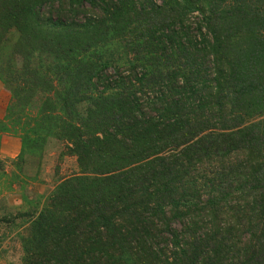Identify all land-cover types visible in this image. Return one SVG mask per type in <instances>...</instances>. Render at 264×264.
I'll return each instance as SVG.
<instances>
[{"label": "trees", "instance_id": "16d2710c", "mask_svg": "<svg viewBox=\"0 0 264 264\" xmlns=\"http://www.w3.org/2000/svg\"><path fill=\"white\" fill-rule=\"evenodd\" d=\"M9 32L5 120L44 90L79 168L21 264H264V0H0Z\"/></svg>", "mask_w": 264, "mask_h": 264}, {"label": "rangeland", "instance_id": "374dc122", "mask_svg": "<svg viewBox=\"0 0 264 264\" xmlns=\"http://www.w3.org/2000/svg\"><path fill=\"white\" fill-rule=\"evenodd\" d=\"M16 41L17 34L9 32L0 44V80L10 76L8 65L19 66L20 60L13 53ZM49 57L38 54L33 57V63L41 74L47 72L45 66L53 64ZM10 96L9 105L13 101L12 93ZM49 96L44 90L36 91L25 110L20 113L15 107L12 119L0 121V134L14 135L21 144L15 159H0V264L22 262L21 239L26 227L22 215H32L34 209L40 211L62 181L79 174L76 157L67 151L66 141L57 138V134L55 137L52 131L48 132L46 126L51 121L37 115ZM55 104L59 112L61 106L56 101Z\"/></svg>", "mask_w": 264, "mask_h": 264}, {"label": "crops", "instance_id": "0c3cea01", "mask_svg": "<svg viewBox=\"0 0 264 264\" xmlns=\"http://www.w3.org/2000/svg\"><path fill=\"white\" fill-rule=\"evenodd\" d=\"M11 96L0 80V121L5 119L7 115V108ZM21 149L20 141L14 135L7 133L0 134V159L13 160L15 159Z\"/></svg>", "mask_w": 264, "mask_h": 264}]
</instances>
